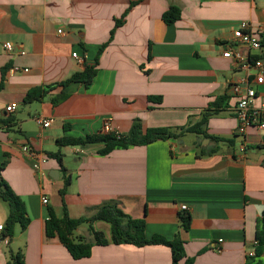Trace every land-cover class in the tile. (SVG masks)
<instances>
[{
	"label": "crops",
	"instance_id": "crops-1",
	"mask_svg": "<svg viewBox=\"0 0 264 264\" xmlns=\"http://www.w3.org/2000/svg\"><path fill=\"white\" fill-rule=\"evenodd\" d=\"M171 7L182 15L167 24L163 16ZM244 22L248 32L264 37V0H0V163H7L1 176L23 199L31 220L26 231L17 227L8 244L0 240V264L9 261L6 247L22 251L26 264H173L167 246L115 245L111 224L102 220L93 225L109 244L75 260L58 237L46 234L49 208L63 217L60 191L66 175L71 218L91 217L113 201L145 220L148 238L171 241L179 234L185 249L179 264H246L264 213V129L239 134L231 86L253 81L256 71L224 57L230 48L250 64L264 60V45L251 50L238 44L235 32ZM7 42L13 51H6ZM14 66L30 71L9 75ZM86 67L98 70L91 87L62 85ZM35 88L48 93L26 104ZM62 93L68 98L54 105L52 98ZM257 93L254 108L262 109L264 84ZM222 97L226 100L207 131L232 145L186 134L108 155L100 154L104 143L63 147V165L48 156L59 150L62 137L102 133L106 119L121 135L136 119L145 131L196 124ZM12 104L17 110L8 113ZM37 116L50 119L51 126L41 127ZM26 145L48 157L40 171L23 151ZM182 212L192 218L188 231L181 228ZM8 214L0 199V225ZM88 235L87 225L75 233ZM260 261L264 264V254Z\"/></svg>",
	"mask_w": 264,
	"mask_h": 264
},
{
	"label": "trees",
	"instance_id": "trees-1",
	"mask_svg": "<svg viewBox=\"0 0 264 264\" xmlns=\"http://www.w3.org/2000/svg\"><path fill=\"white\" fill-rule=\"evenodd\" d=\"M135 3L132 5V7ZM125 13L123 19L127 16ZM182 15V11L179 7H171L163 16V20L167 24H173L177 22ZM117 20L116 27H120L124 20ZM114 31L112 32V35ZM102 48L100 52L104 50ZM98 70L96 67H86L83 71L74 74L71 78L62 83L63 86L71 83H82L87 88L93 85V82L97 76ZM48 93V90L42 88H35L28 92L25 97V103L31 104L42 100V98ZM68 98L67 94L52 98V103L58 105L64 102ZM150 100L161 101L160 98L150 97ZM225 97L218 98L216 103L212 104L209 109L205 110L202 114L201 120L193 125H187L185 127L172 129V128H149L146 131L143 129L142 122L136 119L130 132L127 135L120 137L114 134L100 133L93 136H87L86 138H74V137H62L58 139L57 144L59 150L55 153H48L49 158L56 159L63 165V154L61 148L67 146H84L93 143H104L105 148L100 151L102 155H108L116 149H128L130 147L146 146L158 140H180L183 139L186 134L202 135L207 139L213 140L217 143L226 142L230 145L233 144L232 140L213 137L208 134L207 126L209 119L219 114L222 107V103L225 101ZM7 163H0V199L6 202L9 207V214L4 224V230L0 236V240L3 238H9V241L15 236L18 226L22 231H26L31 220L28 216V211L23 199L11 188V186L1 176V171L6 168ZM71 184V177L65 176L64 188L60 191L63 198V217L59 218L53 208L48 210V218L46 220V234L48 237H58L69 254L75 260H81L89 258L92 255L93 248L95 246H106L109 244L104 232L98 231L94 228V222L102 220L108 222L112 226L113 231V243L115 245L130 244L138 247L147 245H163L167 246L172 251L173 264H179V262L185 257L184 240L179 234L171 241L165 239L162 236L155 235L148 238L146 235V223L144 219H134L130 215L126 214L115 202L109 201L97 208L95 214L91 217L71 218L68 213L65 196L68 188ZM181 228L188 231L191 228L192 218L186 212L180 214ZM82 225L88 226L89 235L75 236L76 231ZM257 245L255 248V256H247L246 264H261L260 257L264 254V213L260 224V227L256 234ZM10 258L7 264H26L25 255L22 251L14 252L9 251ZM187 264H193L192 261H188Z\"/></svg>",
	"mask_w": 264,
	"mask_h": 264
},
{
	"label": "built area",
	"instance_id": "built-area-1",
	"mask_svg": "<svg viewBox=\"0 0 264 264\" xmlns=\"http://www.w3.org/2000/svg\"><path fill=\"white\" fill-rule=\"evenodd\" d=\"M249 25L247 23H242L241 27L235 32V38L238 41V44L243 47H247L251 50H260L264 45V37H259L257 35H254L247 31V28ZM5 49L8 52L13 51L14 45L11 42H7L5 44ZM73 57L77 60H79L81 63H83V59L78 56L77 53L73 54ZM225 58H233L237 61H240L243 63L245 67L249 65H253V68L256 71V77L253 81H240L235 82L231 86V94L233 97L236 98V117L239 121V128L238 132L240 135L245 136L248 129L250 127H258L259 129H264V108L262 109H256L254 108V103L257 98V86L264 84V60L262 59H256L253 61L252 64L246 62L247 59L243 56L241 51H233L232 49H228L224 53ZM29 72L30 69L25 68L22 69L19 66H14L9 69V75H14L16 73L20 72ZM17 110V105L12 104L9 105L6 108V111L8 113H13ZM37 123L47 129L51 126V120L45 119L41 116L36 117ZM104 134H114V130L112 128L110 119L105 120V124L103 127ZM114 135L120 137L122 136L120 133L116 132ZM245 145H243V151L245 150ZM23 151L28 153L31 157L34 159L33 168L36 171H40L42 168V165L46 163L49 159L47 156L39 154L35 151H33L30 147L23 146ZM49 203L47 198L43 199V204L47 205ZM183 210H187V206H182ZM4 230V225H0V236L2 234V231ZM2 241H4L6 244L9 243V238H3ZM217 251H221L220 247H215ZM250 256H255V252L250 253Z\"/></svg>",
	"mask_w": 264,
	"mask_h": 264
},
{
	"label": "rangeland",
	"instance_id": "rangeland-1",
	"mask_svg": "<svg viewBox=\"0 0 264 264\" xmlns=\"http://www.w3.org/2000/svg\"><path fill=\"white\" fill-rule=\"evenodd\" d=\"M5 205H7L8 206V204L5 202ZM7 248V250H8V252L10 251V247H6Z\"/></svg>",
	"mask_w": 264,
	"mask_h": 264
}]
</instances>
